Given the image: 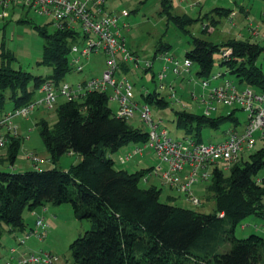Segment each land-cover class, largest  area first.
I'll return each mask as SVG.
<instances>
[{
    "label": "trees",
    "instance_id": "1",
    "mask_svg": "<svg viewBox=\"0 0 264 264\" xmlns=\"http://www.w3.org/2000/svg\"><path fill=\"white\" fill-rule=\"evenodd\" d=\"M234 15L232 10L221 7H213L196 17L186 13L178 15L173 13L172 0H160L159 16L189 37V47L183 60H179L168 53L172 48L169 44L159 42L154 59L158 57L163 66L164 55L180 62L188 60L191 67H197V77L209 85L214 77V55L219 54L218 66L222 73L217 78L224 73L232 75L237 84L226 82L235 88V94L239 95L245 89L264 94V75L256 64L259 56L264 54V33L217 43L206 37L193 36L189 30L199 22L201 35H211L218 24L215 16L229 18ZM120 16L127 14L123 12ZM19 22L32 25L43 39L42 58L38 64L50 67L51 74L33 76L14 69V56L5 50L3 44L0 45V113L3 115L8 104L14 111L34 102L35 92L46 81L64 84L63 79L72 71L71 48L78 40L83 44L86 37L79 31L66 28H54L49 33L46 30L48 23L40 27L23 18ZM121 28L128 31L129 27L125 24L118 27L117 22L124 48L134 59L120 62L119 70L125 74L130 71L127 63L134 67L141 64L126 48ZM259 37L263 44L257 41ZM149 63L148 67L142 64L145 73L152 70L153 63ZM168 71L180 76L173 72L171 65H167L166 74ZM85 82L68 85L75 88ZM208 85L202 88L207 91L205 98L214 89H208ZM108 91L85 93L71 101L63 99L64 102L54 109L56 121L53 124L44 118L36 123L50 168L22 172L0 170V241L4 233L13 235L26 229L24 211L45 208L47 204H70L76 219L87 220L90 230L70 244L67 264H264V239L256 234L246 238L235 235L237 225L247 217L264 219V143L249 154L248 160L242 155L236 163L227 165V174L219 166L213 169L205 187L207 199L214 201L211 213L203 214L175 205L177 197L162 202V189L147 184L146 176L153 175L155 167L135 172L115 167L111 155L128 144L143 146L148 141V131L129 123L137 110L131 118H117L116 109L108 105L113 102ZM195 97L191 98L192 101L204 107L199 102L200 97ZM132 104L137 109L142 105L160 109L169 107V102L157 89L143 92L140 103L133 95ZM215 104H212L214 110L209 115L185 109L174 111L176 129L195 142H202L204 129L215 131L224 125L232 126L228 131L243 129L248 118L239 102L233 101L232 106ZM225 109L228 111L224 112ZM240 112L245 113L246 122L238 129ZM20 147L19 139L8 137L5 154L0 155V165L8 164L13 168ZM69 154L80 160L67 169L59 168L60 159ZM137 156L141 155L131 160ZM130 161L120 164L117 159L121 166ZM141 180L148 185L146 188L140 187Z\"/></svg>",
    "mask_w": 264,
    "mask_h": 264
},
{
    "label": "rangeland",
    "instance_id": "2",
    "mask_svg": "<svg viewBox=\"0 0 264 264\" xmlns=\"http://www.w3.org/2000/svg\"><path fill=\"white\" fill-rule=\"evenodd\" d=\"M173 13L174 14H189L196 17L197 15H203L213 7H221L224 9L232 10L235 14L230 20L224 16L218 19V24L214 31H211V35H201L202 25L197 22L194 23L189 30L193 36L206 37L213 42L220 43L229 38L244 37L250 35H260L264 33V0H172ZM103 10L113 16H120L125 12L127 16H120L118 19V27L123 24L128 26V31L121 28V36L125 40L126 48L134 53L140 61L139 67H134L131 63H127L130 68L129 73H123L118 70L115 73V77L120 79L126 78L133 87L135 95V101L140 103V95L145 91L160 90L161 96H163L169 107L157 108L150 106L153 121L159 123V129L167 130L169 136L176 140L184 138L182 131L177 130L174 122V111L179 110V105L186 106L185 110L194 112L196 114H203L204 107H201L197 102L192 101L191 93L197 97H206L207 91L202 90V79L197 77V67L192 66L189 73L182 74V76H175L168 71L163 81L158 79V75L162 69L163 63L157 57L154 59L156 46L159 42L169 44L172 48L168 52L170 55L183 60L185 50L189 47V37L182 35L171 23L167 22L165 18L159 16L160 0H106ZM23 11L12 12L8 14L6 18H0V45H4L6 51H10L15 58L13 63L14 69H20L24 72H28L33 76L47 77L51 74V68L38 64L42 58L43 52V39L38 35L37 31L32 25L27 23H20V19L31 20L38 26H46V30L51 33L54 30V26L49 19H42L32 13L25 15ZM260 44H263L260 37L257 39ZM79 48L82 47L81 40L74 43ZM71 59V57H70ZM215 67L214 76L222 73L218 64L220 61L219 54L214 55ZM152 62V70L144 72L142 64L144 62ZM121 63H119L120 65ZM260 66L264 75V54H261L256 62ZM80 65L83 66L82 72H76L72 67L71 73H69L62 83L69 85H75L83 81H89L91 79L100 80L103 73L108 70L106 63V56L102 51L92 52L87 57L81 58ZM226 81H231L237 84L232 75L228 73L222 74L217 79H210L208 89L216 88ZM163 88L160 89V86ZM242 88V86H239ZM171 88V91H170ZM170 92L174 95L170 97ZM111 90L108 94L111 95ZM43 97L39 91L35 92L34 100H39ZM64 102L62 98L58 99L56 105L53 108H47L44 105L36 107L32 112L25 117H15L12 120L13 128L15 129V135L6 128L0 130L5 144L0 146V155L5 154L7 138L12 137L21 141V147L14 163L13 168L8 164L0 165V170L20 172L26 171V168L31 164L29 157L35 156L40 160L39 168H50L49 157L45 151L43 143L39 137L36 123L44 118L51 125L56 121V113L54 111L58 104ZM211 104L216 105L211 102ZM109 107L113 110L117 108L114 102H109ZM12 110L11 104H8L5 108V113ZM228 110H224L227 112ZM4 113H0V117ZM239 126L246 122V115L244 112L238 113ZM129 123L135 127H140L145 131H148L145 124L139 118L138 112L134 117L129 120ZM231 125H224L220 129L212 131L204 129L202 131V143H219L226 139V132L231 128ZM261 132H256L255 137H258ZM264 141H257L255 148L252 151L244 152L243 159L248 160L249 154L253 153L257 149L261 148ZM135 146L128 144L118 152L111 155L114 160L115 167L119 169H125L129 172H135L140 169H149L156 167L160 164L152 155L147 154V151L143 155L137 156L126 165H119L117 159L125 152L131 151ZM149 156V157H148ZM138 158H142L143 164L137 169H133L132 163ZM76 160V155L72 158L69 156H63L58 164L59 168H68L71 163ZM162 169L166 168V164H160ZM218 166L224 169L227 174L225 163H218ZM230 166V165H229ZM148 175V174H146ZM148 179V185L153 181L154 186L162 189L160 200L165 202L166 195L170 194L172 198H176L173 204L182 206L193 211L208 214L211 213L214 208L213 199H207L205 187L208 182H202L194 186L193 192L195 196L201 201L199 206H193L188 203L184 195L177 193L170 186L163 184V180L153 173L151 176H146ZM144 180V179H143ZM141 180L140 187L146 188L148 185ZM46 211H43V207H38L34 211H24L23 219L26 224V229L23 232L18 233L15 237L10 236L8 233H4L0 241V264L12 257L10 253L11 249L24 252L39 253L49 252L55 256H58L61 260V264H67L66 261L70 260V244L77 238L85 235L90 230V223L87 220H77L73 214V210L70 204H61L57 206L45 205ZM38 218H43L47 227L45 228V238L43 241L36 239H30L26 241L23 246L18 245V238L22 237L28 231L35 229V222ZM264 219H259L254 216H249L240 222L235 230L237 238H246L251 234H256L264 239Z\"/></svg>",
    "mask_w": 264,
    "mask_h": 264
},
{
    "label": "built area",
    "instance_id": "3",
    "mask_svg": "<svg viewBox=\"0 0 264 264\" xmlns=\"http://www.w3.org/2000/svg\"><path fill=\"white\" fill-rule=\"evenodd\" d=\"M106 0H0V18H6L10 11L26 14L32 13L42 19L52 21L54 28H66L81 32L85 37L82 47L72 46L73 55L71 66L77 72L83 70L80 65L81 57H87L92 52L102 51L106 56L108 70L103 73L100 80L91 79L85 84H78L71 88L68 84L57 85L54 81L48 80L40 87L39 92L43 94L39 100L31 104L10 111L0 118V130L6 128L15 135L12 120L15 117H25L36 107L44 105L53 108L58 99L71 101L79 95L97 91L99 93L111 90L110 99L117 105L115 115L117 118H131L134 111H138L141 121L148 128V141L141 147H135L124 155L118 157L120 164L129 162L136 155H142L145 151L151 154L156 160L166 164L163 170L161 165H157L153 173L158 175L163 184L170 186L174 191L184 195L186 201L193 206H199L201 201L193 192L194 186L202 182H208L212 171L218 163L232 165L236 163L244 152L252 151L257 141H264V94H258L253 89H245L241 94H235V88L228 82L211 90L208 98L200 97L199 102L204 106V114L209 115L213 110L211 102L232 106L233 101L240 103L247 112L248 121L241 131H228L223 142L208 143L195 142L191 137H184L181 140L173 139L167 130L159 129V123L153 121L151 110L147 105H142L137 109L132 104L133 87L124 77L117 79L115 73L120 69V62L133 61L129 52L124 48L117 29L118 16H113L103 10ZM165 65L158 75V79L163 81L166 77L167 65L174 68L176 75L189 73L191 63L188 60L180 62L172 56L164 55ZM150 63L145 62L148 67ZM214 76L212 79H216ZM207 82H202V88H206ZM163 85L160 86V89ZM171 91V88H170ZM174 95L172 94L171 97ZM191 98L196 99L191 93ZM179 110H184L186 106L179 105ZM256 132H261L255 137ZM5 144L0 134V146ZM34 169L40 170L38 160L35 156H30ZM47 208H43L46 211ZM47 225L43 218H38L35 222V229L25 233L18 238V245L23 246L26 241L36 239L43 241L45 238V228ZM264 229V227H263ZM264 232V230H263ZM12 257L4 264H60L57 256L40 251L16 252L11 249Z\"/></svg>",
    "mask_w": 264,
    "mask_h": 264
},
{
    "label": "crops",
    "instance_id": "4",
    "mask_svg": "<svg viewBox=\"0 0 264 264\" xmlns=\"http://www.w3.org/2000/svg\"><path fill=\"white\" fill-rule=\"evenodd\" d=\"M146 155H149V156L151 157V154H146ZM68 156H69L70 158L74 157L73 154H69ZM149 156H148V157H149ZM140 157H142V156H140ZM79 160H80V158H79V157H76V160H75L74 162H72L71 165L76 164ZM143 161H144V160H143L142 158H138V159H136V160L133 161V163H132V166H133L132 168H133L134 170L137 169V168H139L140 166H142ZM48 165H50V163H49ZM13 167H15V166L13 165ZM47 168H48V167H47ZM32 169H34V167L31 166V164H29V166L26 168V170H32ZM64 169H67V167L64 168ZM20 172H22V171L20 170ZM150 185H154L153 181L150 183ZM170 197H171L170 194H167V195H166V199H167V198H170ZM8 234H9V233H8ZM17 234H18V233H17ZM17 234H13V235L10 234V236L15 237ZM17 252H24V251H17ZM1 264H3V263H1Z\"/></svg>",
    "mask_w": 264,
    "mask_h": 264
}]
</instances>
